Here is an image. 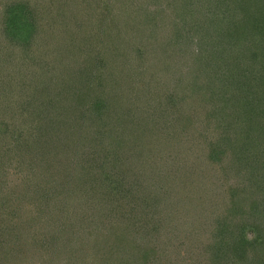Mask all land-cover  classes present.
<instances>
[{
	"label": "trees",
	"instance_id": "16d2710c",
	"mask_svg": "<svg viewBox=\"0 0 264 264\" xmlns=\"http://www.w3.org/2000/svg\"><path fill=\"white\" fill-rule=\"evenodd\" d=\"M0 115V264H264V0H0Z\"/></svg>",
	"mask_w": 264,
	"mask_h": 264
},
{
	"label": "rangeland",
	"instance_id": "374dc122",
	"mask_svg": "<svg viewBox=\"0 0 264 264\" xmlns=\"http://www.w3.org/2000/svg\"><path fill=\"white\" fill-rule=\"evenodd\" d=\"M9 47V46H8ZM12 63V67L14 68V67H16L17 66V63L16 62H11ZM157 92H159L158 90H156ZM166 92V87H165V85H164V87L162 88V97L163 98H165L166 96L163 94V93H165ZM237 103H238V101H236ZM17 106H15V108H16ZM13 110V109H12ZM0 117H1V115H0ZM1 119H3V118H1ZM4 119H8L7 117H5ZM10 122H11V120H9V124H8V126H0V129H10V128H12L13 126H15V125H18V124H20V122L18 121V120H12V123L10 124ZM6 132H8L7 130H6ZM24 135H25V133H23ZM33 139H34V137H35V135L33 134V136H31ZM32 151H34V152H36V149L34 148V150H32ZM31 150H29V148H28V151L24 148V152L26 153H30V152H32ZM169 153L171 154V155H174V154H177V151H176V149L175 148H172L171 150H169ZM2 159V158H1ZM1 159H0V161H1ZM197 160H198V162H200V159H199V157L197 158ZM175 162V161H174ZM173 162V163H174ZM188 162L190 163V164H192L194 167H195V164L194 163H192V162H190L189 160H188ZM172 163V164H173ZM210 165H212V163H210ZM172 167L175 169V171L176 172H178V169H177V166H173L172 165ZM214 170V169H213ZM221 170V169H220ZM221 172L223 173L224 172V169H222L221 170ZM253 173V172H252ZM220 175H221V177H220ZM218 174V171H215L214 170V172H207L206 170H202V172H201V177H202V182H200V186H201V188L200 187H198V192H196V193H198V195L200 196V194H202V195H204L205 193H206V195H210V194H213L214 192H216V191H214V190H217L216 189V187H218V185H221L222 183H223V175L222 174ZM233 176H235L234 174H232ZM195 176H198V175H195ZM240 176V178H241V175H239ZM193 177V176H192ZM192 177L190 178V179H192ZM259 177V176H258ZM196 179H198V178H196ZM214 182V183H213ZM204 188V189H203ZM222 188H223V185H222ZM191 190H192V187H191ZM193 190H194V188H193ZM205 192V193H203V192ZM194 193H195V191H194ZM194 193H193V195H194ZM163 196H164V199H162V201L160 202V208L164 211V213L165 214H167L168 213V215L170 216V218H175V214H177L180 210L182 211L183 210V204H181V201H177L176 199H177V196H175V193H171L172 194V196H171V194L169 195V194H167V195H165L164 193H161ZM167 196V197H166ZM174 196V197H173ZM207 198V197H206ZM169 199V200H168ZM178 222V220H174V221H172V225H173V227L175 228L176 226H178L177 223ZM179 229H180V227H179Z\"/></svg>",
	"mask_w": 264,
	"mask_h": 264
}]
</instances>
